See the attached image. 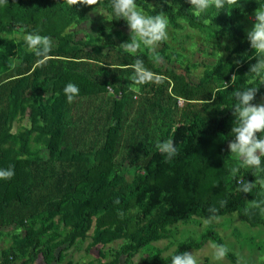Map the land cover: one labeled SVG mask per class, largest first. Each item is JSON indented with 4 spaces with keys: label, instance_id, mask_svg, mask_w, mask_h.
<instances>
[{
    "label": "trees",
    "instance_id": "obj_1",
    "mask_svg": "<svg viewBox=\"0 0 264 264\" xmlns=\"http://www.w3.org/2000/svg\"><path fill=\"white\" fill-rule=\"evenodd\" d=\"M151 1L136 3L146 15L162 11L173 28L179 27L178 20L182 19L192 28H208L217 34L226 31L235 37V45L213 66L206 67L192 84L182 73L156 66L143 51L131 54L114 46V37L127 29L126 21L114 19L110 47L105 52L95 51L80 41L64 40L61 51L51 47L43 64L34 52L24 51L17 55L14 68L0 73V169L12 167L15 173L10 180L0 179V229L10 222L23 225L26 218L38 221L32 231L13 236L22 261L15 263L16 255L4 249L0 264H29L36 257L30 249L41 252L46 264L59 262L62 256L60 252L55 255L56 250L85 239L94 216L115 215L132 207L137 211L129 219L140 224L131 230L126 229L125 223L110 227L101 218L96 220L90 245L125 240L111 260L96 264H118L122 255L131 257L140 249L151 248V242L164 237L166 226L192 216L211 219L236 213L250 226H264L261 208L248 204L243 192L236 191L237 179L230 174V184L226 181L228 163L233 158L223 146L225 140L234 139L231 107L236 103L235 90L256 87V96L264 94V71L260 75L249 71L258 58L238 20L264 6V0H241V7L232 9L230 14L226 8H211L200 18L192 14L190 0H160L158 5L149 4ZM103 3V10L112 14L110 0ZM90 10L87 6L69 7L64 0H8L6 6H0V46L5 41L3 37L17 29L57 41L67 27ZM160 46L164 53L166 42ZM232 55L239 63L231 59ZM137 59L162 75L163 82L137 86V91L130 89L126 80L131 83L132 65ZM69 83L79 88L75 98L109 94L111 105L101 144L88 150L74 149L65 141L71 127L67 121L70 103L64 93ZM27 110L29 126L19 133L16 143L11 139V130ZM42 134L48 135L46 158L31 147ZM169 139L178 155L166 162L156 145ZM124 159L129 166L140 168L131 180ZM238 167L239 179L257 182L251 169ZM262 176L263 173L259 178ZM232 187L235 194L228 199ZM163 201L167 207L160 215H154L156 206ZM221 201L227 204L221 207ZM213 206L218 211H209ZM56 216L66 232L43 250L42 238ZM208 238L217 245L223 244L210 230L198 240L179 242L166 258H160L156 251L154 260L171 264L173 255L199 249ZM99 255L103 256L101 252ZM227 258L237 264L232 253Z\"/></svg>",
    "mask_w": 264,
    "mask_h": 264
},
{
    "label": "rangeland",
    "instance_id": "obj_2",
    "mask_svg": "<svg viewBox=\"0 0 264 264\" xmlns=\"http://www.w3.org/2000/svg\"><path fill=\"white\" fill-rule=\"evenodd\" d=\"M159 2L160 0H153L149 4L158 5ZM103 11L108 14L105 10ZM254 13L255 11L249 14H243L238 19L244 31V38H247V31L254 24ZM181 20H178L180 26L177 28H173L169 24V40L166 42L167 48L164 53H161L160 45L155 52H151L143 46L137 51H143L152 61L154 56H159L160 62L158 64L155 63L156 66L166 67L175 72L182 73L189 82L195 84L206 67L213 66L219 56H224L229 53L232 46L235 45V37L226 31L217 34L208 28H192L184 20L183 23H180ZM111 26V21H106L101 14L95 13L92 9L87 12L84 18L79 19L72 26L67 27L59 35L57 41L50 39L51 47L57 51H61L64 40H74L93 46L95 51L105 52L111 43L109 39V33L112 30ZM25 35L23 29L11 31L6 35L8 39H5L0 46V73L9 69L10 64L17 63V55L20 52H29L24 39ZM130 37L131 30L127 26V29H123L118 37H114L113 44L114 46L120 47L121 44L130 42ZM8 51H13L15 54H8ZM231 59L235 63L238 61L234 55H232ZM126 84L132 89L129 81L126 80ZM135 91H137V87ZM253 103H264V94L256 96ZM110 105L109 94L107 92H102L97 97L75 98L70 103L67 115V121L71 124V127L68 130L65 141L72 145L74 149L81 150H88L91 147L100 145L104 128L108 123L107 110H109ZM28 117L29 111L27 110L25 115L18 118L13 124L11 139L16 143L19 142V133L29 126ZM47 138V134H42L36 143L31 144V147L39 150L44 158L48 156L49 150L46 141ZM231 140L233 139H228L223 142V146L229 153L228 144ZM230 155L233 158V162L228 163L227 172L229 174L226 176V181L229 184L231 178L230 169L242 165V161L237 156L231 153ZM123 164L129 172V180L140 172L139 167L129 166L127 159H124ZM210 181H212L211 178ZM256 183L257 185L251 192L243 193L244 199L248 204H252L255 201L260 208H264V173L259 182ZM208 184L209 182H207ZM234 194L235 188L232 187L228 191L227 198L230 199ZM1 195L2 188H0ZM166 207L167 203L164 201L161 202L156 206L154 215H160ZM136 211L137 209L132 207L123 212V215L117 213L115 215L94 216L87 237L83 240H77L72 246H61L56 250L55 255L60 252L62 260L59 262L53 261L50 264H66L67 261H70L71 264H96L99 261L108 262L111 260L114 251L125 240L118 239L104 246L90 245L96 220L101 218L103 224L110 227L125 223L126 229L131 230L139 223L129 219ZM262 216L264 218V215ZM37 226V219L32 217L26 218L23 225L10 222L0 229V260L2 250L6 249L10 250L12 255H16L15 263H20L22 260L16 249V242L13 236L20 235L25 231L30 232ZM210 230L216 232L222 239L223 244L228 247L229 252L235 255L237 260L240 259V264H264V226H250L240 219L236 213L221 215L211 219L192 216L187 220H179L166 226L164 237L151 242V248L140 249L131 257L122 255L119 257V261L121 264H159L154 260L156 251L160 258H166L172 254L179 242L198 240L202 233ZM65 232L66 229L61 223L60 217H54L52 226L42 238V249L44 250L46 246L63 238ZM216 246L217 244L208 238L199 249L191 248L187 252L195 256L197 264H233L227 256L222 260L215 258L214 252ZM30 250L36 253V257L29 264H46L41 252H37V249ZM99 252L103 256H100ZM47 256L52 257L50 254H47Z\"/></svg>",
    "mask_w": 264,
    "mask_h": 264
},
{
    "label": "clouds",
    "instance_id": "obj_3",
    "mask_svg": "<svg viewBox=\"0 0 264 264\" xmlns=\"http://www.w3.org/2000/svg\"><path fill=\"white\" fill-rule=\"evenodd\" d=\"M64 3L69 7H91L95 13L101 14L108 22L114 19L126 21L128 28L131 30L130 42L120 45L126 53L135 54L141 46L155 52L160 44L169 40L168 18L162 11L154 16L146 15L138 7L136 0H110L112 14H106L103 11V0H64ZM7 4L8 0H0V6H6ZM190 4L193 10L192 14L200 18L211 8L217 10L226 8L230 14L232 9L241 7V0H190ZM180 23H183V20ZM3 38L8 39L6 35ZM24 39L28 50L40 57V63L43 64L51 53L50 39L38 33H27ZM247 40L250 41V47L255 50V56L258 58L256 64L250 65L249 71L260 75L261 71H264V6H259L255 10L254 24L247 31ZM152 59L154 63L158 64L160 62L159 56H154ZM9 67L14 68L15 64H10ZM110 67L113 69L111 65ZM132 68L134 69V75L131 76L130 80L133 91L136 90L137 86L150 83L159 84L164 80L162 75L147 69L140 59L135 61ZM235 77L233 75L232 81ZM218 91L213 92V100ZM257 92L258 88L256 87L235 90L236 103L231 107L232 115L235 117L231 129L234 139L229 142L228 150L242 161V167L252 170V174L258 177L257 182H259L260 174L264 173V167H262V160H264L262 159L264 158V103H253ZM64 93L68 102L72 103L74 98L79 95V88L75 84L69 83L65 86ZM156 147L165 156L166 162L171 161L178 155V149L171 139L157 143ZM239 171L240 167L230 169L231 175L237 179L236 191L251 192L256 182L239 179L237 176ZM14 175L12 167L0 169V179L10 180ZM116 203H119V201L117 200ZM226 204L227 201L220 202L221 207ZM253 205L259 206L255 201ZM209 211H218V209L213 206ZM260 214L264 215V208H261ZM228 253V247L220 244L216 246L214 256L217 260H222ZM171 264H197V260L193 254L183 252L173 255ZM237 264H240V259L237 260Z\"/></svg>",
    "mask_w": 264,
    "mask_h": 264
},
{
    "label": "crops",
    "instance_id": "obj_4",
    "mask_svg": "<svg viewBox=\"0 0 264 264\" xmlns=\"http://www.w3.org/2000/svg\"><path fill=\"white\" fill-rule=\"evenodd\" d=\"M118 264H121V262L119 261V263Z\"/></svg>",
    "mask_w": 264,
    "mask_h": 264
}]
</instances>
